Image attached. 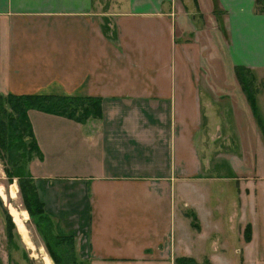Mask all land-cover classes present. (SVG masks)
Returning a JSON list of instances; mask_svg holds the SVG:
<instances>
[{
    "label": "crops",
    "instance_id": "0c3cea01",
    "mask_svg": "<svg viewBox=\"0 0 264 264\" xmlns=\"http://www.w3.org/2000/svg\"><path fill=\"white\" fill-rule=\"evenodd\" d=\"M255 3L0 0V94L100 101L83 121L29 111L46 119L41 132L31 122L42 157L29 172L55 243L71 241L56 245L78 264H247L237 261L247 240L239 249L207 238H235L239 197L226 191L231 179L206 174L202 151L223 111L244 127L243 155L253 150L254 108L236 67L264 69ZM51 159V172H37Z\"/></svg>",
    "mask_w": 264,
    "mask_h": 264
},
{
    "label": "rangeland",
    "instance_id": "374dc122",
    "mask_svg": "<svg viewBox=\"0 0 264 264\" xmlns=\"http://www.w3.org/2000/svg\"><path fill=\"white\" fill-rule=\"evenodd\" d=\"M255 10L264 14V0H259V2L255 3ZM248 69L252 71V77L248 75V78L253 82L251 86L255 97L253 114L257 127V132L254 136L255 142L253 141L251 147L253 150L249 152L250 157H245L241 151L246 149V140L243 135L244 127L235 124L233 114L231 115L229 111L221 112L222 124L217 125L213 129L211 127L208 130L210 132L203 137L205 139L203 143L205 149L202 151L204 157L202 160L207 169L206 174L217 176L222 185L227 179H231L234 185L230 188L228 185L226 191L233 193L234 198L236 193H238L237 223L231 225L233 237L235 238H230L232 239L230 242H228L229 238L225 236L221 240L217 237L214 238L210 233L215 230L211 232L207 230L206 236L211 235V237H207L210 241L218 240L217 242L220 241L223 246L231 244L242 249L247 244L245 241L249 232L247 229L250 226L252 231L251 240L248 241V251L247 253L244 251L243 255L242 253L238 254L237 261H248L247 264H264V69ZM245 95L247 96V93ZM77 101L79 99H76ZM81 102L87 103L86 101ZM90 102L93 105L95 104L93 101ZM79 105V103L75 104L77 107ZM75 106H73V109L76 108ZM7 108L10 110L9 106ZM93 113H96V111L94 110ZM30 120L34 123L33 125L37 132H41L43 120L46 119L39 117ZM212 122L214 123V121ZM215 129L216 131H214ZM26 141H29L28 137H26ZM247 142L249 144V141ZM26 157V152H23L22 149L17 151L13 149L11 151L6 149V145H4V148H0V263L78 264L68 246L56 245L51 221L45 217L41 219L39 214L31 215L26 208L22 187L20 186L21 177L24 175L29 176L27 172L30 163L26 160ZM55 164L56 161L51 159L48 167H37V172L49 173L51 172L50 166ZM231 165H235L238 169L232 172ZM60 166H63L66 170L69 168L65 157L59 158V163L56 167L60 169ZM47 168L48 171L46 170ZM10 169H14V172L11 173ZM230 176L233 178H229ZM249 181H253L256 185L253 190L247 191V189H244V184L239 189L238 186L240 185L238 183ZM13 185L17 188L16 199L10 196ZM217 187L219 188V186ZM237 189L238 191H236ZM207 190H210L209 187H207ZM12 207L19 211L18 215L12 214ZM32 209L37 208L33 206ZM9 219L14 224L12 230H9ZM20 224H25L27 228L26 239L22 232L18 230ZM47 230L49 231L48 240H46L44 235ZM235 230L237 236L235 235ZM48 242L50 247L56 250L54 253L60 259L59 263L50 255L47 249Z\"/></svg>",
    "mask_w": 264,
    "mask_h": 264
},
{
    "label": "trees",
    "instance_id": "16d2710c",
    "mask_svg": "<svg viewBox=\"0 0 264 264\" xmlns=\"http://www.w3.org/2000/svg\"><path fill=\"white\" fill-rule=\"evenodd\" d=\"M259 0H256V3ZM236 74L239 82L247 93L248 100L252 107L255 106L254 91L251 90L253 82L249 80L248 75L252 77V71L244 66L236 67ZM248 78V79H247ZM76 99L79 101L76 102ZM81 101H86L81 102ZM90 101L95 102L91 103ZM91 104H89V103ZM76 103L80 105L75 106ZM9 106L10 110L7 108ZM73 106L76 108L73 109ZM37 110L50 114H56L65 116L68 118L83 121L89 117H98L100 115V101L96 98H80L70 95H50V94H0V148H4L6 145L7 150H23L26 152V160L29 163L35 157H42V153L38 146L33 127L29 118V111ZM96 113H93V111ZM26 137L29 141H26ZM13 173L14 169H10ZM29 176H22L20 186L22 187V194L26 203V208L30 211L31 215L39 214L41 219L46 216L44 215V204L41 202L36 186L34 185V179L31 173L27 172ZM35 206L37 209H32ZM27 213V211H26ZM28 214V213H27ZM13 222V221H12ZM9 219V230H12L14 224ZM249 231L247 233L246 240L250 241L251 227L248 226ZM12 232V231H10ZM48 230L44 234L46 240H48ZM55 238V237H54ZM57 244L63 242L70 243V239L58 238L55 239ZM47 249L54 260L59 263V258L54 253V249L50 247L49 242L47 243ZM1 264V263H0ZM177 264H198L197 261L191 257H182L177 259Z\"/></svg>",
    "mask_w": 264,
    "mask_h": 264
},
{
    "label": "bare ground",
    "instance_id": "6f19581e",
    "mask_svg": "<svg viewBox=\"0 0 264 264\" xmlns=\"http://www.w3.org/2000/svg\"><path fill=\"white\" fill-rule=\"evenodd\" d=\"M16 193H17V188L13 185L12 188H11V193H10L11 195L10 196L16 199L17 198ZM11 210H12V214L13 215H18L19 214V211L16 208L12 207ZM18 230L20 232H22L24 238L26 239L27 238V228H26L25 224H20L18 226Z\"/></svg>",
    "mask_w": 264,
    "mask_h": 264
}]
</instances>
